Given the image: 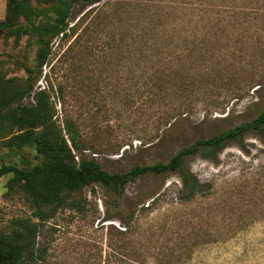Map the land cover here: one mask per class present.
Returning a JSON list of instances; mask_svg holds the SVG:
<instances>
[{
    "label": "rangeland",
    "instance_id": "obj_1",
    "mask_svg": "<svg viewBox=\"0 0 264 264\" xmlns=\"http://www.w3.org/2000/svg\"><path fill=\"white\" fill-rule=\"evenodd\" d=\"M192 3L186 12L177 10L180 0L74 5L66 36L50 44L34 91L49 95L61 128L65 119L75 124L83 155L104 171L166 163L264 111V2ZM5 9L0 0V20ZM36 49L26 37L0 39L6 77L23 79ZM1 144L0 168L39 162L31 148ZM201 156L184 163L209 189L189 201L177 200L180 180L168 173L127 184L119 209L112 194L85 187L73 195L79 208H58L43 221L8 188L11 174L0 176V234L35 226L36 264H264V133ZM127 212L129 229L115 219Z\"/></svg>",
    "mask_w": 264,
    "mask_h": 264
},
{
    "label": "trees",
    "instance_id": "obj_2",
    "mask_svg": "<svg viewBox=\"0 0 264 264\" xmlns=\"http://www.w3.org/2000/svg\"><path fill=\"white\" fill-rule=\"evenodd\" d=\"M45 1L46 5L40 6L33 4L32 0H6L5 15L0 20V39H12L18 43L22 37H26L37 48L34 64L23 67V79L8 78L0 68V141L5 148H31L39 162L23 168L3 165L0 176L11 174L8 188L19 190L26 196L40 221L51 217L61 207L79 208L81 204L73 195L92 185L112 194L114 207L119 209L126 200L127 184L168 173L179 177L181 187L177 200L189 201L197 194L208 191L209 185L199 182L189 171L184 163L188 156L200 152L203 159L216 158L228 142L241 139L245 133H264L263 111L250 121L180 148L166 163L134 166L125 172L104 171L94 158L83 155L85 148L75 124L65 119L61 128L53 119L54 110L49 95L43 90L34 91V84L49 59L50 44L56 37L66 36L70 29L69 19L74 5H79L80 10H83L100 0ZM213 1L226 0H180L181 4L176 8L186 12L194 5L192 2H199L202 7L204 2ZM258 1L264 2L248 0ZM159 61L156 58L153 61L151 56L148 59L156 68L160 65ZM133 218V212L125 213L122 218L115 217L125 229L131 227ZM34 233L35 226L0 234V264H36L33 244L30 242ZM123 263L130 264L126 261Z\"/></svg>",
    "mask_w": 264,
    "mask_h": 264
}]
</instances>
